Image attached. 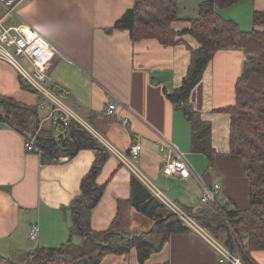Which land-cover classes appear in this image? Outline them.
Masks as SVG:
<instances>
[{
	"label": "crops",
	"instance_id": "1",
	"mask_svg": "<svg viewBox=\"0 0 264 264\" xmlns=\"http://www.w3.org/2000/svg\"><path fill=\"white\" fill-rule=\"evenodd\" d=\"M137 1L142 0H23L17 6V17L57 51L49 69L50 84L67 90L69 108L103 149H84L69 160L47 163L41 156L25 151L20 133L0 126V255L15 264H22L24 256L36 248H58L69 240V206L79 197L82 181L101 153L106 160L96 184L104 190L90 214L95 232L108 230L113 222L128 235L152 230L153 221L129 204L132 176L153 196L145 183L164 196L163 190L155 186L162 182L160 185L175 204L164 197L187 213L203 205V187L215 183L220 186L216 196L219 207L242 211L250 205L246 161L233 150V118L226 110L235 105L236 82L244 63L248 57L261 54L257 38L249 36L245 48L218 51L191 91L194 111L211 128L214 160L210 166L205 155L191 152V124L167 98L181 86L190 64V51L200 49L185 31L191 27L188 21L198 17L199 5L207 0H177L179 20L172 23V28L180 43L173 46H163L155 39L133 42L127 30L106 32ZM215 11L220 19L235 23L243 32H259L261 28L253 26L252 14L264 11V0H242ZM3 13L0 6V18ZM15 21L16 17L7 20ZM263 86L264 78L252 74L248 87ZM0 96L30 107H38L42 100L37 92L23 89L18 72L2 60ZM109 103L117 107L114 117L103 114ZM44 117L45 112L38 109L39 126L51 130L48 123H41ZM124 119L127 125H123ZM137 142L141 152L134 173L118 155L126 156ZM168 145L188 162L190 178L163 174L160 150ZM33 226L39 229L35 241L29 238ZM76 238L80 242L74 243L79 245L81 238ZM250 255L256 264H264V251H252ZM165 263L230 264L221 261L216 249L192 230L172 235L143 264ZM99 264L141 263L137 251L131 249L123 255H106Z\"/></svg>",
	"mask_w": 264,
	"mask_h": 264
},
{
	"label": "trees",
	"instance_id": "2",
	"mask_svg": "<svg viewBox=\"0 0 264 264\" xmlns=\"http://www.w3.org/2000/svg\"><path fill=\"white\" fill-rule=\"evenodd\" d=\"M242 0H207L199 5V15L188 22L189 33L200 49L190 51V64L181 86L167 95L175 110L181 111L191 124V152L206 156L213 165L214 150L211 147L210 125L200 119L190 103L193 88L201 81L205 69L220 50L242 49L249 36L259 42L261 54L248 57L241 76L236 82L235 105L228 111L232 120L233 150L245 158V170L250 185V205L246 210H226L218 206V212L210 205H201L196 212L188 214L215 240L224 234L223 247L239 256L242 264H256L252 251H264V86L251 89L248 80L252 74L264 78V11H254L252 23L260 27L259 32H243L230 21L217 16L216 8H226ZM177 0L137 1L107 33L113 30H127L133 42L155 39L163 46L179 44L172 23L178 21ZM21 87L36 91L20 79ZM0 123L17 131L23 137L35 133L39 127L38 109L0 96ZM238 128L237 137H233ZM69 140L57 142L51 130H42L35 144L42 150V159L47 163L68 160L84 149L102 150V146L83 128H71ZM106 155L101 153L84 177L81 193L69 206L71 227L69 240L58 248H36L26 254L23 264H99L109 254L123 255L131 249L138 254L143 264L149 256L158 252L175 234L190 231L180 218L156 199L135 176L130 181V206L140 215L153 221L152 230L142 234L120 232L115 223L103 232H95L90 226V214L103 194V186L96 184V178L103 167ZM227 224L230 226L228 230ZM31 230V229H30ZM229 231L236 237L235 246ZM30 233V232H29ZM73 237L81 243H73ZM238 239V241H237ZM245 239V242H242ZM0 264H15L0 255ZM168 264V263H165Z\"/></svg>",
	"mask_w": 264,
	"mask_h": 264
},
{
	"label": "built area",
	"instance_id": "3",
	"mask_svg": "<svg viewBox=\"0 0 264 264\" xmlns=\"http://www.w3.org/2000/svg\"><path fill=\"white\" fill-rule=\"evenodd\" d=\"M23 0H0V6L4 13L0 18V60L7 62L19 74L26 84L33 88L42 98L38 104V109L45 112V117L41 123H48L53 132L54 139L59 143L69 140L71 128H85L84 123L77 117L68 106L67 90L61 87H55L50 84L49 69L55 58L57 51L43 35L36 32L31 26L17 17V6ZM16 21L9 23V18H15ZM117 107L109 103L103 114L107 117L116 115ZM127 125L128 120L122 121ZM0 123V126H3ZM41 127H38L40 130ZM36 136L33 134L23 138L24 148L27 153H34L42 156V150L35 144ZM141 152V144L135 143L130 147L126 156L118 155L121 163L129 170L137 173L135 164ZM162 157L161 170L167 176H176L180 179L191 177V169L188 162L182 154L178 153L172 146L168 145L160 150ZM153 192L156 199L161 201L180 218V220L189 227L190 230L200 235L219 254L221 261L230 264H242L239 256L235 257L229 250L219 245L217 241L210 236L204 228L199 225L191 216L171 204L159 191L152 188L149 183H145ZM219 184H211L203 187L202 197L200 199L203 205H212L215 203V197L219 192ZM39 229L33 226L29 233V238L35 241L38 238Z\"/></svg>",
	"mask_w": 264,
	"mask_h": 264
},
{
	"label": "rangeland",
	"instance_id": "4",
	"mask_svg": "<svg viewBox=\"0 0 264 264\" xmlns=\"http://www.w3.org/2000/svg\"><path fill=\"white\" fill-rule=\"evenodd\" d=\"M238 128H236V131H235V133H233V137H235V135H236V137H237V134H238ZM40 133V130H37L35 133H33L36 137L38 136V134ZM30 136V135H29ZM28 136V137H29ZM31 136H32V134H31ZM160 183H162V182H157V184L155 185V186H157L158 187V189H160V190H163V194H164V196L167 198V199H170L171 200V202L172 203H174V201H175V199L169 194V193H167L166 191H164V188L162 187V185H160ZM217 196V195H216ZM175 204V203H174ZM210 206H212V207H214V208H216V207H218L219 205H218V203H217V201H216V197H215V203L214 204H212V205H210ZM167 207V206H166ZM168 208V207H167ZM169 209V208H168ZM172 213H176V212H174V211H172L171 209H169ZM218 212H220L218 209H216ZM184 212V211H183ZM188 214H190V213H188ZM227 227H228V230L230 229V226L227 224ZM229 234H230V238H231V240H232V242H233V244L236 246L237 245V243H236V241H235V239H236V237L229 231ZM74 238H76V237H74ZM217 241V243L219 244V245H223V243H224V241H225V236H224V234H220L219 235V239H217L216 240ZM237 241H238V239H237ZM74 242H76L77 244L80 242V240L78 239V238H76V240H74L73 241V243ZM230 251V250H229ZM231 252V251H230ZM232 253V252H231ZM233 254V253H232ZM234 255V254H233ZM235 257H237V255H234ZM23 264V263H22Z\"/></svg>",
	"mask_w": 264,
	"mask_h": 264
},
{
	"label": "bare ground",
	"instance_id": "5",
	"mask_svg": "<svg viewBox=\"0 0 264 264\" xmlns=\"http://www.w3.org/2000/svg\"><path fill=\"white\" fill-rule=\"evenodd\" d=\"M218 207H216L215 209H217Z\"/></svg>",
	"mask_w": 264,
	"mask_h": 264
}]
</instances>
